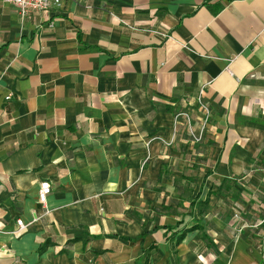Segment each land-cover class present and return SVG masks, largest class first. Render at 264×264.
I'll list each match as a JSON object with an SVG mask.
<instances>
[{
  "label": "crops",
  "instance_id": "1",
  "mask_svg": "<svg viewBox=\"0 0 264 264\" xmlns=\"http://www.w3.org/2000/svg\"><path fill=\"white\" fill-rule=\"evenodd\" d=\"M0 264H264V0H0Z\"/></svg>",
  "mask_w": 264,
  "mask_h": 264
},
{
  "label": "built area",
  "instance_id": "2",
  "mask_svg": "<svg viewBox=\"0 0 264 264\" xmlns=\"http://www.w3.org/2000/svg\"><path fill=\"white\" fill-rule=\"evenodd\" d=\"M3 4L15 7L23 20L29 18L33 14L41 13L51 9L52 7L59 8L63 0H1ZM204 89L199 96L194 100L192 107L177 113L174 116L175 135L178 134L179 126L184 123L188 141L192 144H200L205 141L206 133L212 120V110L205 102ZM10 100V98H8ZM168 147H172L171 143H166ZM51 195V185L48 182L42 183L38 194L39 203L46 205L49 196ZM19 234H23L27 230V226L22 220L17 221Z\"/></svg>",
  "mask_w": 264,
  "mask_h": 264
},
{
  "label": "trees",
  "instance_id": "3",
  "mask_svg": "<svg viewBox=\"0 0 264 264\" xmlns=\"http://www.w3.org/2000/svg\"><path fill=\"white\" fill-rule=\"evenodd\" d=\"M221 188H222V187H221ZM236 199H237V198H236ZM182 239H183V237L180 238V239L178 240V243H180V242L182 241ZM205 240L207 241V243H208V245H209V249L214 248L213 245L210 243V241H209L208 238L205 237ZM47 245H48V244L43 245V246L41 247V251H43V249H45V247H46Z\"/></svg>",
  "mask_w": 264,
  "mask_h": 264
}]
</instances>
